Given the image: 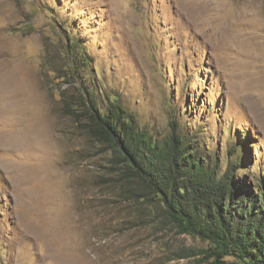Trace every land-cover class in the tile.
Here are the masks:
<instances>
[{
	"label": "rangeland",
	"instance_id": "rangeland-1",
	"mask_svg": "<svg viewBox=\"0 0 264 264\" xmlns=\"http://www.w3.org/2000/svg\"><path fill=\"white\" fill-rule=\"evenodd\" d=\"M61 98L172 125L258 195L264 0H0V264H200L207 244L126 195Z\"/></svg>",
	"mask_w": 264,
	"mask_h": 264
},
{
	"label": "trees",
	"instance_id": "trees-1",
	"mask_svg": "<svg viewBox=\"0 0 264 264\" xmlns=\"http://www.w3.org/2000/svg\"><path fill=\"white\" fill-rule=\"evenodd\" d=\"M67 60L72 69V54ZM83 99L74 106L61 98L63 113L78 120L75 110L84 107ZM109 104L105 115L84 107V127L113 153L110 164L126 195L135 202H154L178 234L205 242L200 264H229V257L240 264H264L262 181L258 195H251V189L242 186L239 163L217 171L209 155H201L207 153L200 157L190 148L180 129L171 125L169 133L158 138L149 127L139 128L135 116L116 99Z\"/></svg>",
	"mask_w": 264,
	"mask_h": 264
},
{
	"label": "bare ground",
	"instance_id": "bare-ground-1",
	"mask_svg": "<svg viewBox=\"0 0 264 264\" xmlns=\"http://www.w3.org/2000/svg\"><path fill=\"white\" fill-rule=\"evenodd\" d=\"M24 175V174H23ZM25 234V233H24Z\"/></svg>",
	"mask_w": 264,
	"mask_h": 264
}]
</instances>
